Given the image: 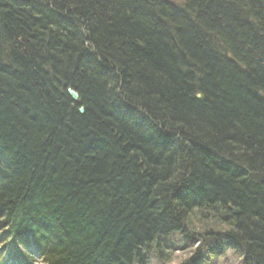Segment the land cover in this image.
<instances>
[{
	"label": "trees",
	"instance_id": "1",
	"mask_svg": "<svg viewBox=\"0 0 264 264\" xmlns=\"http://www.w3.org/2000/svg\"><path fill=\"white\" fill-rule=\"evenodd\" d=\"M3 157L0 264H264V0H0Z\"/></svg>",
	"mask_w": 264,
	"mask_h": 264
},
{
	"label": "bare ground",
	"instance_id": "2",
	"mask_svg": "<svg viewBox=\"0 0 264 264\" xmlns=\"http://www.w3.org/2000/svg\"><path fill=\"white\" fill-rule=\"evenodd\" d=\"M215 53L218 55V53L216 52V50H215ZM72 100H73V102H75L77 104L81 102L79 99L77 101H75L72 98ZM79 109H80V112H81V109H83L85 111L84 107H80ZM81 113H84V112H81ZM9 170H12V164L10 163V160L7 157H3V159H0V191L3 190V188L6 187L9 184V182H10V180H8V178H7V174H8L7 172H9ZM5 172H6V174H5ZM47 232L49 233L48 230H47ZM48 242H50L51 245H53V247L56 248V250H59L57 248V246H59L58 245L59 243H58V237L56 235L54 236V234H51L48 237ZM198 263L199 262L194 261L193 264H198Z\"/></svg>",
	"mask_w": 264,
	"mask_h": 264
},
{
	"label": "rangeland",
	"instance_id": "3",
	"mask_svg": "<svg viewBox=\"0 0 264 264\" xmlns=\"http://www.w3.org/2000/svg\"><path fill=\"white\" fill-rule=\"evenodd\" d=\"M235 163H234V165L236 167H239V164L237 165ZM184 255L185 254L183 252H181V253H178L176 256L181 258V257H185ZM215 260H217V259H215ZM219 260L220 261H216V263H214V264H241L240 259H238V257L233 255L232 253L231 254H229V253L228 254H223L222 256H220Z\"/></svg>",
	"mask_w": 264,
	"mask_h": 264
},
{
	"label": "water",
	"instance_id": "4",
	"mask_svg": "<svg viewBox=\"0 0 264 264\" xmlns=\"http://www.w3.org/2000/svg\"><path fill=\"white\" fill-rule=\"evenodd\" d=\"M68 94L70 95L71 98H73L75 101H77L79 98V93H77L75 90H73L72 88L68 89ZM81 112H84L83 109H81ZM235 215L239 214L238 210H235L234 212Z\"/></svg>",
	"mask_w": 264,
	"mask_h": 264
}]
</instances>
